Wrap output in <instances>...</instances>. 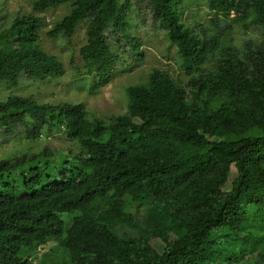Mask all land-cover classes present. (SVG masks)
Wrapping results in <instances>:
<instances>
[{
    "label": "trees",
    "instance_id": "trees-1",
    "mask_svg": "<svg viewBox=\"0 0 264 264\" xmlns=\"http://www.w3.org/2000/svg\"><path fill=\"white\" fill-rule=\"evenodd\" d=\"M206 1L212 14L200 31L183 19L187 0L149 2L187 86L155 68L127 87L128 109L110 122L83 103L0 99V135L33 141L61 132L78 145L0 161V264H264V0ZM63 4L69 12L47 33L69 40L86 24L79 51L87 74L113 77L120 56L110 34L143 59L141 40L129 33L131 0H36L33 8ZM246 15L261 38L235 45ZM44 25L29 13L0 28V85L64 73L40 46ZM164 230L173 238L163 251L146 252ZM51 240L67 260H29Z\"/></svg>",
    "mask_w": 264,
    "mask_h": 264
},
{
    "label": "rangeland",
    "instance_id": "rangeland-1",
    "mask_svg": "<svg viewBox=\"0 0 264 264\" xmlns=\"http://www.w3.org/2000/svg\"><path fill=\"white\" fill-rule=\"evenodd\" d=\"M35 1L0 0V28L10 27L17 16L29 13L41 16L45 25L40 33V46L46 53L57 57L64 66V73L57 78L46 80L23 78L17 87L3 83L0 85L1 100L11 94H17L32 96L36 101L47 104L83 103L91 117H100L110 122L128 109L127 87L147 81L148 75L155 68L168 70L175 79L184 81L186 86L189 83L186 70L177 55V47L171 44L166 32L159 28L153 19L150 0H131V8L128 11L129 33L141 40L140 50L144 54L143 59L134 54L124 40L119 45L120 40L110 34L111 45L119 54L120 60L116 64L113 77L105 83L99 82L85 71V63L79 50L87 40L86 24H81L77 28L72 39L50 37L47 32L69 12L70 6L63 4L44 12H36L33 8ZM211 14L212 10L206 0H187L183 19L186 24L200 31L197 25L208 26ZM234 15L235 13L232 12L231 16ZM250 19V15H246V21L234 30L232 40L235 45H240L249 38H261L260 30L250 24ZM13 46L17 51L15 58H18L21 49L16 44ZM77 146L61 132L43 134L33 141L24 139L19 132L0 135V161L22 154H38L45 149L65 153L72 149L77 152ZM192 153L197 155L201 151L195 148L192 149ZM236 176L237 171L233 167L226 185L227 190ZM132 212L137 218L145 215L142 208H133ZM122 230L121 234L131 232L129 226ZM172 238V233L164 230L163 237L154 238L146 248V252L161 253L166 246L165 241H170ZM28 258L34 263H40L45 259V262L50 263L67 260L68 254L58 242L51 240L39 246Z\"/></svg>",
    "mask_w": 264,
    "mask_h": 264
}]
</instances>
